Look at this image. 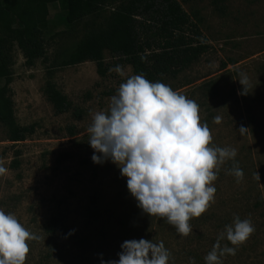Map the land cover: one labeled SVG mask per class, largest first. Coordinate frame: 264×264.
Masks as SVG:
<instances>
[{"label": "rangeland", "instance_id": "1", "mask_svg": "<svg viewBox=\"0 0 264 264\" xmlns=\"http://www.w3.org/2000/svg\"><path fill=\"white\" fill-rule=\"evenodd\" d=\"M176 1L197 24L200 41L209 49L198 62L164 84L199 105L200 121L208 124L212 134L210 146L236 149L235 162L243 170V180L237 183L228 174L233 161L219 167L213 183L215 202L189 221L192 233L187 237L180 236L166 218L144 214L119 168L110 161L92 162L86 131L92 115L107 111L120 84L134 75L132 69L105 52L104 77L97 74L92 62L56 70L50 80L72 109L55 114L43 94L49 79L46 68L60 47L78 38L69 34L62 40L54 38L66 29L62 13L56 4L44 6L49 61L40 59L27 67L17 48L12 53L10 88L15 120L22 127L32 126L33 133L13 144L0 124V164L7 169L0 176V209L14 214L40 237L28 241L25 264H102L118 260L125 241L140 239L162 241L171 254L168 264H189V258L205 264L219 233L235 216L250 219L255 231L235 256L223 257L222 264H264V0ZM110 11V7L104 8L95 23L101 25ZM117 65L123 67V76L109 72ZM240 73L247 74L250 82L246 95L238 94L243 91ZM208 84L214 89L213 97L202 89ZM73 109L80 111L79 119ZM218 115L222 122L215 124ZM241 126L249 132L241 135ZM61 155L67 157L58 161ZM256 172L260 182L254 178Z\"/></svg>", "mask_w": 264, "mask_h": 264}, {"label": "clouds", "instance_id": "2", "mask_svg": "<svg viewBox=\"0 0 264 264\" xmlns=\"http://www.w3.org/2000/svg\"><path fill=\"white\" fill-rule=\"evenodd\" d=\"M123 76L121 65L110 68ZM239 83L248 94L247 74L240 73ZM199 105L170 86L151 82L143 74L132 75L121 83L110 98L107 111H97L87 128L88 144L94 164L110 161L127 179V189L137 206L149 217L166 218L177 233H192L189 221L199 218L215 202L219 167L233 161L228 174L237 183L244 177L235 162V148L212 147L207 123H201ZM221 116L213 123L220 124ZM249 129L240 127L241 135ZM7 169L0 164V176ZM254 178L260 182L259 173ZM250 219L235 216L217 237L205 264H222V258L235 256L238 248L254 233ZM40 237L27 230L11 213L0 209V264H25L30 251L28 241ZM228 243H222L223 241ZM231 245V247L229 246ZM170 252L164 243L153 240H128L121 245L118 260L102 264H168ZM189 264H196L189 258Z\"/></svg>", "mask_w": 264, "mask_h": 264}, {"label": "trees", "instance_id": "3", "mask_svg": "<svg viewBox=\"0 0 264 264\" xmlns=\"http://www.w3.org/2000/svg\"><path fill=\"white\" fill-rule=\"evenodd\" d=\"M53 4L62 13L66 27L53 37L62 40L69 34L78 38L73 44L60 47L46 68L49 79L43 94L57 115L72 109L50 80L58 69L92 62L97 74L104 77L107 52L118 63L129 65L134 75L143 74L151 82L165 83L176 79L209 49L204 40L200 41L197 24L176 0H0V124L6 129L7 141L13 144L23 142L33 133V127H22L15 120L10 88L12 53L17 48L27 67L40 59L49 61L45 55L48 12L44 6ZM106 7L111 11L97 25L95 20ZM204 88L213 97L211 84ZM73 115L79 119L80 111L73 109ZM66 157L61 155L58 161Z\"/></svg>", "mask_w": 264, "mask_h": 264}]
</instances>
